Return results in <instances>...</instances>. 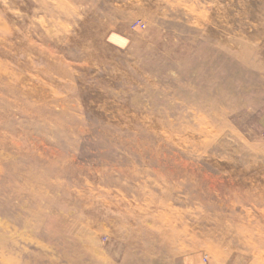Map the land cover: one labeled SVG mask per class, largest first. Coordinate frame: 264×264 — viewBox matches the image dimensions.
I'll list each match as a JSON object with an SVG mask.
<instances>
[{"label":"rangeland","instance_id":"obj_1","mask_svg":"<svg viewBox=\"0 0 264 264\" xmlns=\"http://www.w3.org/2000/svg\"><path fill=\"white\" fill-rule=\"evenodd\" d=\"M263 210L264 0H0V264H250Z\"/></svg>","mask_w":264,"mask_h":264},{"label":"bare ground","instance_id":"obj_2","mask_svg":"<svg viewBox=\"0 0 264 264\" xmlns=\"http://www.w3.org/2000/svg\"><path fill=\"white\" fill-rule=\"evenodd\" d=\"M89 46H91V45L89 44ZM15 87H17V86H15ZM17 89H19V88L17 87ZM25 93H27L26 95H28V92H25ZM1 96H2V94H1ZM27 99H29V98H27ZM152 128H155V127H152ZM157 163H158V165L160 167L166 168V171L165 172H161L160 168L154 167L155 163H148V164H146L147 165V169H146L145 175H150L151 174L150 170H152L154 175L156 177H158V178H161V179H163V178L168 179L170 177H175V178H181L182 177V178H188V179L191 180V178L188 176V171L186 169H184V167H183V170H174L171 167L164 166V163H162L161 160H159ZM35 165H36V163L33 161V169L21 172L20 176L23 177V178L28 179V177L35 175V182L37 183V179H38V177H36V175H37V167H35ZM184 165H186V163H184ZM125 175L128 176V174H125ZM46 177H48V174H46ZM130 178L134 179L133 175H130ZM109 180H110V183H113L112 179H109ZM27 184H29V186L31 187L32 190H36L37 184L34 185V183H32L30 181H28ZM69 188H71V187H69ZM140 190L141 191L137 192V194H136V196L138 198L143 196V194L145 192V188H143V189L141 188ZM90 191H91V189H90ZM147 193H149V192H147ZM161 194L162 195L160 196L159 200L158 199H150V200L148 199V201H146L147 202V206L152 207L155 210L171 208L172 205L169 203V200H167L168 198H170L169 197L170 194L165 193L164 191ZM248 201L249 202H253L254 199H250ZM196 204L199 205V206H203L202 199L196 200ZM212 210H215V209H212ZM263 212H264V210H263ZM251 214H252V212H251ZM166 215H167L168 219L170 220L171 216H169L168 214H166ZM246 215H248V213ZM146 217H148V221L149 222L151 221V222L155 223L153 225L152 224H148L150 227H153L155 230L164 232V234L166 235L167 244H168L169 243L168 239H169L170 232H169L168 229H166V228H164L162 226H157V223L155 221V219H157L156 218V214H153L151 217L148 214H146ZM117 220H119V219H117ZM244 220L245 219H243L242 217H234L233 220H232V224L228 228H226L224 230V234L228 238H231L233 240V241L230 242L231 245L239 243V244H244V245H247V246H251L253 248L252 255H253L254 258L250 261V264H264V232H262V230H264V223L263 224H261V223L259 224V222H257V224H254V222L252 221L253 223H250L249 225H246ZM251 220L249 222H251ZM62 221L64 223H68V221H66V220H62ZM121 221L124 224H127L126 222L123 221V218L121 219ZM131 222L132 223L137 222V216L134 217L133 219H131ZM140 222L142 223L143 219L140 220ZM181 225H185L184 217H182ZM123 227H125V226H123ZM124 229H125V231H128L127 232V237H129L131 235V228H129V227L126 228L125 227ZM172 230L177 233L176 234V238H178L180 236H183V232H186V227L185 226H181V229L172 228ZM121 231H123V230H121ZM150 234H149V237H150ZM74 239H75L74 248H76L77 243H78L77 235L74 236ZM152 239H154V236L152 237ZM57 248L60 250L59 254L62 255L63 258L49 257L48 258L49 263H51V264H73V261L70 258V252L67 249L63 248V247L57 246ZM84 252L88 255V260H89L88 264H100V262L102 264H106V262L102 261L101 257L98 256V253L92 249V245L84 246ZM43 262L44 261H42V263ZM80 263H81V260H80Z\"/></svg>","mask_w":264,"mask_h":264},{"label":"built area","instance_id":"obj_3","mask_svg":"<svg viewBox=\"0 0 264 264\" xmlns=\"http://www.w3.org/2000/svg\"><path fill=\"white\" fill-rule=\"evenodd\" d=\"M142 21H139L138 23H137V26L139 27V26H142ZM144 25V24H143ZM143 27V26H142Z\"/></svg>","mask_w":264,"mask_h":264}]
</instances>
